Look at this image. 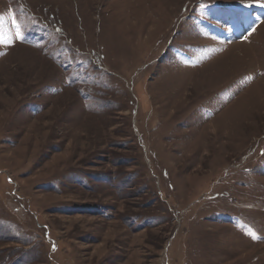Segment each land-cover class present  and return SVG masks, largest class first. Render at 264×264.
Instances as JSON below:
<instances>
[{
    "label": "rangeland",
    "instance_id": "rangeland-1",
    "mask_svg": "<svg viewBox=\"0 0 264 264\" xmlns=\"http://www.w3.org/2000/svg\"><path fill=\"white\" fill-rule=\"evenodd\" d=\"M0 25V264H264V0Z\"/></svg>",
    "mask_w": 264,
    "mask_h": 264
},
{
    "label": "snow or ice",
    "instance_id": "snow-or-ice-1",
    "mask_svg": "<svg viewBox=\"0 0 264 264\" xmlns=\"http://www.w3.org/2000/svg\"><path fill=\"white\" fill-rule=\"evenodd\" d=\"M17 39H20L19 33H17ZM0 43L6 45H11L13 43L11 37L7 36V34L2 31V25H0Z\"/></svg>",
    "mask_w": 264,
    "mask_h": 264
}]
</instances>
